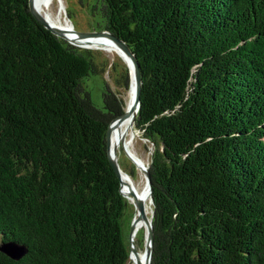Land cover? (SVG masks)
Returning a JSON list of instances; mask_svg holds the SVG:
<instances>
[{"label": "trees", "instance_id": "1", "mask_svg": "<svg viewBox=\"0 0 264 264\" xmlns=\"http://www.w3.org/2000/svg\"><path fill=\"white\" fill-rule=\"evenodd\" d=\"M94 7L139 65L150 264H264V0ZM84 52L28 0H0V246L25 248L0 264H128L105 138L124 101L105 86L103 109L92 103L83 79L99 70Z\"/></svg>", "mask_w": 264, "mask_h": 264}, {"label": "rangeland", "instance_id": "2", "mask_svg": "<svg viewBox=\"0 0 264 264\" xmlns=\"http://www.w3.org/2000/svg\"><path fill=\"white\" fill-rule=\"evenodd\" d=\"M61 2H63L62 8L59 0H53V4L45 10L49 15L51 14L50 16L54 21L60 19L63 23V21L66 20L76 32L87 33L104 31L100 29V26L102 25V17L97 7L99 0H62ZM94 6L97 8L94 9ZM80 49L82 53H85L84 51L88 50L90 53V59H92L97 65L99 70L97 74H90L83 79V86L89 93L92 103L98 108L103 109L102 93L105 90V86H108L113 92H116L119 97H122L125 110L129 97V85L125 88L122 86L121 81L120 83L117 82V80H119V78L125 73L129 77L128 67L124 60L114 51L108 52L103 47H82ZM129 148L131 153L138 157L145 166L148 165L152 148L145 139L140 137L139 132L135 129L134 137ZM123 150L124 148L122 147L116 150L117 160L121 165L122 172L127 175L135 186L136 193L146 192L147 186L142 171L126 158ZM124 198L126 200V207L122 218V225L124 232L127 233L129 237L130 225L132 221L137 223L138 215L134 206L135 197L128 192L124 195ZM147 203L151 209L149 199H147ZM150 213L151 210L148 212V217L150 216ZM145 234V226H138L132 237L133 246L139 255L144 252ZM134 261L135 258L131 255L128 264H135Z\"/></svg>", "mask_w": 264, "mask_h": 264}, {"label": "water", "instance_id": "3", "mask_svg": "<svg viewBox=\"0 0 264 264\" xmlns=\"http://www.w3.org/2000/svg\"><path fill=\"white\" fill-rule=\"evenodd\" d=\"M28 6L30 9V12L34 19L40 23L44 28L49 30L52 34L57 36L60 39H63L67 41L69 44L74 45L79 48H88L87 45L94 40L98 39L100 37H106L109 40L113 42L114 45H116L119 49L123 51V53L129 58L130 62V68L128 67L129 71V86L131 81L133 80L134 86H135V94H134V100L131 105V109L124 110L123 114L120 115L119 117L115 118L112 120L110 125L108 126L106 130V148H107V156H108V161L115 172L116 176L119 179L120 182V193L122 196H124V193L122 192V180H121V175L124 174L127 176L125 173L122 172L117 156H116V149L115 147L111 146L110 143V137L111 133L113 130L114 126L119 125L125 118L130 117V127L133 128V122L134 118L136 115V112L139 107V94H140V87H141V78H140V71H139V65L136 60V57L130 50V48L126 45L125 42L117 38L115 35L108 31H100V32H87V33H82V32H76L73 27L72 29H62L59 28L58 26L50 24L47 19L42 16L35 8L34 0H28ZM131 70V71H130ZM134 132V129H133ZM126 158L130 160L134 166H136L139 170L142 171L144 178H145V183L147 186L148 190V196H149V202L152 203L151 199V183H150V177H149V172L147 166L143 164V162L136 157L134 154H132L129 150H123ZM132 195L136 197V202H135V208L137 210V221H142L143 225L145 226L146 234H145V243H144V252L142 256L140 257L138 252L135 250L133 246V239L132 237L135 234V221H132L130 225V230H129V258H131V255L133 254L135 257V264H150L151 257H152V243H153V235H152V225H151V218H152V211L150 213V216L148 217L146 215V210H145V203L142 201L140 198L136 196L134 192H130ZM0 251L3 252L6 256L13 260H18L21 258L24 253H25V248L23 246H18L13 243H7L3 244L0 246Z\"/></svg>", "mask_w": 264, "mask_h": 264}, {"label": "bare ground", "instance_id": "4", "mask_svg": "<svg viewBox=\"0 0 264 264\" xmlns=\"http://www.w3.org/2000/svg\"><path fill=\"white\" fill-rule=\"evenodd\" d=\"M61 1L62 0H59L60 6L62 8L63 2H61ZM52 2H53V0H34L36 10L42 16H44L50 24L58 26L59 28H62V29H72V26L68 21L64 20L63 23L61 22L60 19H57L56 21H54L50 16L51 14L49 15L45 11L46 9H48L50 7L51 4H53ZM87 47L88 48H90V47H95V48L103 47L108 52L114 51L116 54H118L124 60L126 65L130 68L129 58L123 53V51L121 49H119L116 45L113 44V42L111 40H109L106 37H100L98 39L92 40L89 43V45H87ZM134 94H135V86H134V82L132 80L130 83V86L128 88V96L129 97H128L127 105L125 106V110L129 111L131 109V105H132L133 100H134ZM133 137H134V132H133V128L130 127V117H127L119 125L113 127L111 137H110V143H111V146L112 147L114 146L116 150L118 148L122 147L125 150L130 151L129 147H130V144L133 140ZM121 180H122V188L121 189H122V192L124 193V195L127 194L128 192L130 193L131 191L134 192L138 198H140L142 201H144L145 209H146V215L148 216V212H149V210H151L149 204L147 203V199H149L148 190L146 192L136 193L135 192V190H136L135 186L132 184V182L130 181V179L127 176L122 174ZM132 196L135 197L134 195H132ZM135 202H136V197L134 200V206H135ZM150 205H151V203H150ZM138 226H143L142 221H137V223L135 224V231H136V228ZM139 256L141 257L142 254ZM133 257H134V255H133Z\"/></svg>", "mask_w": 264, "mask_h": 264}]
</instances>
